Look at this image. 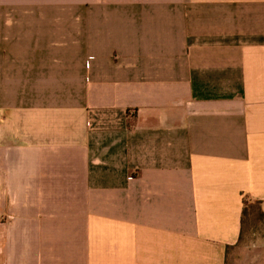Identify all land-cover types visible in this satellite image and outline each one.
Wrapping results in <instances>:
<instances>
[{
  "label": "crops",
  "instance_id": "obj_1",
  "mask_svg": "<svg viewBox=\"0 0 264 264\" xmlns=\"http://www.w3.org/2000/svg\"><path fill=\"white\" fill-rule=\"evenodd\" d=\"M260 211L264 0H0V264H264Z\"/></svg>",
  "mask_w": 264,
  "mask_h": 264
},
{
  "label": "rangeland",
  "instance_id": "obj_2",
  "mask_svg": "<svg viewBox=\"0 0 264 264\" xmlns=\"http://www.w3.org/2000/svg\"><path fill=\"white\" fill-rule=\"evenodd\" d=\"M258 215L259 212L252 214V217L257 218L259 220L256 221V223L254 222V224H252V228H254L255 235H257V238L254 237V235L251 236L247 235L246 238L244 239V242H242L241 244L242 247L258 246L264 248V219L257 217ZM236 263L237 262L233 257L232 260L230 261V264H236Z\"/></svg>",
  "mask_w": 264,
  "mask_h": 264
},
{
  "label": "trees",
  "instance_id": "obj_3",
  "mask_svg": "<svg viewBox=\"0 0 264 264\" xmlns=\"http://www.w3.org/2000/svg\"><path fill=\"white\" fill-rule=\"evenodd\" d=\"M244 212H245V210H244ZM258 217L261 219H264V212L260 211Z\"/></svg>",
  "mask_w": 264,
  "mask_h": 264
}]
</instances>
